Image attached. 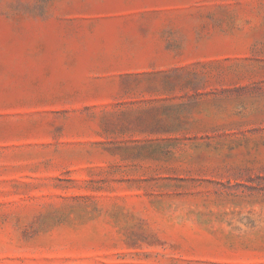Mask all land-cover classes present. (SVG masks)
Here are the masks:
<instances>
[{
	"label": "rangeland",
	"instance_id": "374dc122",
	"mask_svg": "<svg viewBox=\"0 0 264 264\" xmlns=\"http://www.w3.org/2000/svg\"><path fill=\"white\" fill-rule=\"evenodd\" d=\"M0 264H264V0H0Z\"/></svg>",
	"mask_w": 264,
	"mask_h": 264
}]
</instances>
